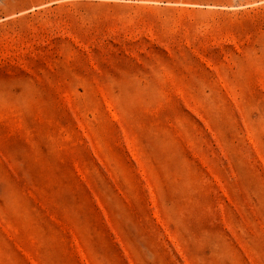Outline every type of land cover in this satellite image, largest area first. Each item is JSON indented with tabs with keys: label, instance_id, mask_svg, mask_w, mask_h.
I'll use <instances>...</instances> for the list:
<instances>
[{
	"label": "rangeland",
	"instance_id": "374dc122",
	"mask_svg": "<svg viewBox=\"0 0 264 264\" xmlns=\"http://www.w3.org/2000/svg\"><path fill=\"white\" fill-rule=\"evenodd\" d=\"M0 264H264V0H0Z\"/></svg>",
	"mask_w": 264,
	"mask_h": 264
}]
</instances>
